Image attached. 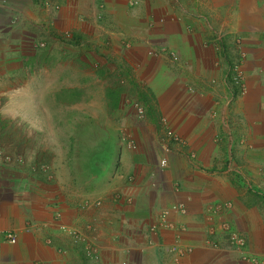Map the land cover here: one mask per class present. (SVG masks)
Returning <instances> with one entry per match:
<instances>
[{
  "label": "crops",
  "instance_id": "0c3cea01",
  "mask_svg": "<svg viewBox=\"0 0 264 264\" xmlns=\"http://www.w3.org/2000/svg\"><path fill=\"white\" fill-rule=\"evenodd\" d=\"M58 1L56 15L22 25L23 45L5 51L0 69L8 75L0 149L9 158H0V264H264V33L233 32L245 54L241 88L197 20L192 31L179 15L148 29L152 0L137 8ZM65 31L75 39L62 42ZM41 34L49 50L33 66L24 43ZM154 38L179 54L177 67L146 54ZM122 86L142 100L143 120L120 96L100 95ZM62 90L84 98L61 100ZM166 129L185 144L170 142ZM93 138L104 145L88 146ZM222 203L231 206L207 210ZM176 204L185 213L169 211V226L152 231L161 210ZM221 220L244 234V247L217 232Z\"/></svg>",
  "mask_w": 264,
  "mask_h": 264
},
{
  "label": "rangeland",
  "instance_id": "374dc122",
  "mask_svg": "<svg viewBox=\"0 0 264 264\" xmlns=\"http://www.w3.org/2000/svg\"><path fill=\"white\" fill-rule=\"evenodd\" d=\"M144 1L145 0H142L140 3L139 0H128L127 3L129 6H131V8H137L142 5ZM152 1L154 2V5H151V8H153V14L151 13L146 22L148 29H152L153 25L156 23L159 25L163 24L166 19L173 17L175 20V17L179 15L180 17L182 16L185 24L188 25L187 30L192 31L194 26L192 27V24H190L192 23L191 20H197L203 25V28L200 31H209L211 34L208 36V38L205 36L207 42L210 44L214 43L215 50L219 51L225 60H230V65L232 62L242 64L245 58V54L241 50L242 38L239 35H235L236 33H233L234 31L248 32L255 30V32H258V34L264 33V31H261L264 29V0ZM51 2L56 4L59 9L57 10L46 7L43 0H0V69L2 71L5 69V67H8V59L6 60V57H4L6 54L5 51H8V49H16L17 46L19 47L23 45V42H19V39L23 41L25 36V31H23L22 25H35V22H39L37 21V18H40L41 14L54 16L59 12L61 9V4L59 1L51 0ZM157 11L160 13H157V17L155 18L153 16ZM234 35V42H231L230 40ZM57 36L60 37L64 43H67L72 38L75 39L74 33L69 31L62 32L61 34L58 33ZM40 37V39L35 41L32 36L28 35L26 37V42L24 43L25 49L28 52H31L33 55V59L28 62L33 66H36L37 63L43 59L42 53L49 50V36L46 34H41ZM11 38H16V43H13ZM163 41V39L154 38L153 43H151L152 46L146 51V54L149 56L164 55L167 58L169 64L177 67V64H180L181 62L179 54L172 50L167 45V43ZM40 44L44 45L41 46ZM123 46L128 48L129 42L125 40ZM235 48L237 50L236 53L234 52ZM242 53L244 54L243 60L241 58ZM5 87H8V75L1 73L0 88L6 89ZM84 93L85 92L82 90L71 92L62 90L59 92L57 97L64 101L72 100L73 98L80 100L81 98H84ZM100 95H102L103 98L108 102H115L118 96H120L119 98L121 101H126L125 105H127L129 110H131V113L134 115L136 120L141 121L147 115L146 107L143 105L142 100L137 98L136 91L130 92L125 86H122L119 91L104 90ZM4 99L5 98H3V100ZM138 108H141L142 110L141 117H139ZM108 109L109 111H112V108ZM61 112V114H68V110L63 107ZM81 122L82 123L78 124L77 126V130L80 132L84 131V123L83 121ZM61 126L64 130L67 128L68 124L62 122ZM3 133L4 132H0V140L3 139ZM79 140L80 139H78V146L81 147ZM88 140H90V144L88 146H94V142H99L103 145L105 143L104 139L93 138ZM262 197L264 202V194Z\"/></svg>",
  "mask_w": 264,
  "mask_h": 264
},
{
  "label": "built area",
  "instance_id": "2783aa9c",
  "mask_svg": "<svg viewBox=\"0 0 264 264\" xmlns=\"http://www.w3.org/2000/svg\"><path fill=\"white\" fill-rule=\"evenodd\" d=\"M43 1L46 7L57 9V10L59 9V7L56 4H53L51 0H43ZM40 45L43 46L44 44H40ZM243 57H244V54L242 53V57H241L242 60H243ZM229 73H230L229 80H231L232 85L242 88L241 82L243 78V70L241 68V63L238 64L236 62H232V64L229 66ZM138 114H139V117H141L142 115L141 108H138ZM161 123L164 127L166 126L165 119H161ZM165 136L170 142L174 144H178V145L185 144L184 140L177 134L173 133L170 129H166ZM164 150L167 151V146H164ZM0 158H2L4 162L9 161V158L3 154L1 149H0ZM16 159H17L16 160L17 162H20V163L24 162L23 158L21 157H16ZM164 165H165V160L161 159L159 162V166L162 167ZM230 206H231L230 203L215 204V205L208 206L207 210L213 213H217V212H221L223 210L230 208ZM169 211H173L174 213L180 215V214L185 213V208L183 205L176 204V205H173L170 208V210H166V209L161 210V212L156 217L155 225L151 226L152 231L156 229L157 225H160L161 227L169 226L166 220V216L169 213ZM218 227H219V230L217 232L218 233L220 232L226 238L229 245L235 248H241L246 245V237L244 236V234H242L237 229H235L229 222L221 220L218 223ZM215 231L216 230L214 228L209 229L210 236L213 238L212 244L214 245L219 237V235L217 236ZM5 238H6V241L9 243L15 242L14 236L10 233L6 234ZM252 260L254 259L252 258Z\"/></svg>",
  "mask_w": 264,
  "mask_h": 264
}]
</instances>
